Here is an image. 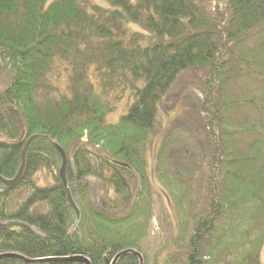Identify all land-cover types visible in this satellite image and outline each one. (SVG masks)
Returning a JSON list of instances; mask_svg holds the SVG:
<instances>
[{
	"label": "trees",
	"instance_id": "trees-1",
	"mask_svg": "<svg viewBox=\"0 0 264 264\" xmlns=\"http://www.w3.org/2000/svg\"><path fill=\"white\" fill-rule=\"evenodd\" d=\"M48 2L0 0V176H17L37 136L22 179L0 182V264H113L125 252L116 264H262L264 0ZM193 73L201 98L151 177V140ZM127 92L128 113L109 123ZM157 194L172 229L150 255Z\"/></svg>",
	"mask_w": 264,
	"mask_h": 264
},
{
	"label": "rangeland",
	"instance_id": "rangeland-1",
	"mask_svg": "<svg viewBox=\"0 0 264 264\" xmlns=\"http://www.w3.org/2000/svg\"><path fill=\"white\" fill-rule=\"evenodd\" d=\"M52 1L53 0H49L48 4ZM196 76L197 74H194V73L188 74L186 81H184V79L182 81L180 80L181 83H184V85L182 86L179 85L180 89H182V87L184 86L185 87L181 93L178 91V87L175 89L174 92H178L180 93V95L184 93L182 98L175 97L174 93L168 98L169 102H175L176 105H174V107L176 108L174 109V111H171L170 115L160 120L157 130L155 131V135L153 139L151 140L148 153H147V161L149 164L148 171L151 177L153 176V171H154L156 151L158 147L160 146V144L162 143L163 139L165 138L166 134L176 125H178L179 127L183 126V123L179 122L181 121L180 118L183 119V122L188 123L187 120L185 119V116L182 113L187 112L185 114L188 115L189 114L188 112L191 110V108L193 109L192 105L195 102V100L192 99L193 94L195 93L198 97L201 98L200 90L196 88L195 84L191 85V83L196 82ZM187 85H191V86H187ZM186 87L189 88L187 92H185ZM133 101H134V97L131 95L130 92H127L125 96L123 97V99L121 100V102L118 104L117 110L113 113H110L107 116V121L111 124L119 123L121 118L128 113L129 107L132 105ZM177 119H179V121H177ZM189 122L192 123V124L189 123L191 124V126L195 125V126H198L199 128L201 127L202 131H200V133H201V139H202L203 138L202 121L199 118H195V119L190 118ZM206 142L209 143V140H206L205 143ZM208 156L209 155H207L206 157L205 155L203 156L196 155L195 157L197 159L196 163L201 162L202 166L206 168L209 165V160L206 159ZM38 184L39 185L43 184V181H38ZM199 186L203 189L204 183L202 182V184H199ZM205 192L206 191L204 189V194ZM162 196L163 197L159 196L158 194L156 196V200H155L156 201L155 202L156 203L155 205L156 217L153 219L149 237L145 241L144 246H143L145 253H148L150 255H153V253L158 251V249H160L169 240V233H170V230L172 229V226L170 225L172 217L170 218L169 216L171 210H169L165 195L163 194ZM261 261H262V264H264V245L261 250Z\"/></svg>",
	"mask_w": 264,
	"mask_h": 264
},
{
	"label": "water",
	"instance_id": "water-1",
	"mask_svg": "<svg viewBox=\"0 0 264 264\" xmlns=\"http://www.w3.org/2000/svg\"><path fill=\"white\" fill-rule=\"evenodd\" d=\"M37 136H33L32 138H30L23 150V153H22V164H21V167H20V170L17 174V176L12 179V180H7L5 178H3L2 176H0V182L3 183L5 186L7 187H12V186H15L23 177L24 175V171H25V168H26V162H27V154H28V150H29V147L31 146L32 142L36 139ZM56 149L58 150L61 158H62V167H61V170H60V176H61V179H62V182L65 186V188H67V194H68V201L70 203V206L73 208V210L76 212L77 216L80 217V212L73 200V197L71 195V192L70 190L68 189V182H67V177H66V172H67V166H68V159H67V155H66V152L64 151V149L62 147H60L59 145H56ZM8 225L7 224H3V223H0V228H5L7 227ZM126 253H129V252H125V253H122L120 255H118L113 264H116L117 261L119 260V258L126 254ZM141 261H142V255L141 254H137ZM1 258V257H0ZM49 262V261H59V260H44L43 262ZM60 261H66V262H82L84 264H91V262L85 258H82V257H73V258H68V259H64V260H60ZM27 263L29 264H32V263H36V262H40V261H26Z\"/></svg>",
	"mask_w": 264,
	"mask_h": 264
}]
</instances>
